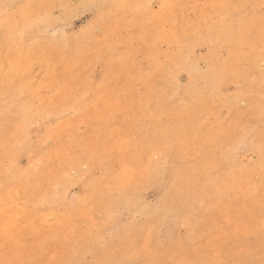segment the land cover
<instances>
[{"label": "rangeland", "instance_id": "rangeland-1", "mask_svg": "<svg viewBox=\"0 0 264 264\" xmlns=\"http://www.w3.org/2000/svg\"><path fill=\"white\" fill-rule=\"evenodd\" d=\"M114 262L264 264V0H0V264Z\"/></svg>", "mask_w": 264, "mask_h": 264}, {"label": "bare ground", "instance_id": "bare-ground-1", "mask_svg": "<svg viewBox=\"0 0 264 264\" xmlns=\"http://www.w3.org/2000/svg\"><path fill=\"white\" fill-rule=\"evenodd\" d=\"M160 161H161V160H160ZM160 161H159V162H160ZM159 162H158V164L161 163V162H160V163H159ZM261 163H262V162H261ZM160 166H161V165H160ZM160 166H159V168H160ZM165 166H167V164H166ZM163 168H164V167H162V169H163ZM252 168H253V167H251L250 169H252ZM174 179H175V178H174ZM176 181H177V180H176ZM178 189H180V188H178ZM258 190H259V189H258ZM173 191H174V190H173ZM177 191H178V190H177ZM175 192H176V191H175ZM246 192H247V191H246ZM173 193H174V192H173ZM177 193H178V192H177ZM247 193H250V192L248 191ZM168 196H169V195H168ZM172 196H173V195H172ZM172 196H171V197H172ZM217 197H219V196H217ZM262 217H263V216H262ZM158 223H159V222H158ZM262 223H263V222H262ZM150 233H151V232H150ZM192 235H193V234H192ZM259 240H260V239H259ZM188 242H189V241H188ZM186 244H187V242H186ZM184 245H185V243H184ZM184 245H183V246H184ZM185 246H186V245H185ZM185 246H184V247H185ZM187 248H188V247H186L185 250H186ZM153 251H154V250H153ZM157 252H158V251H156L155 254H156ZM160 253H161V252H160ZM153 254H154V253H153ZM155 254H154V255H155ZM151 255H152V254H151ZM151 257H152V256H151ZM125 258H126V257H125ZM158 258H159V257H158ZM130 259H131V258H130ZM177 260H178V259H177ZM260 260H261V259H260ZM134 261H135V260H134ZM215 262H216V261H215ZM262 262H263V260H262ZM114 263L117 264V262H114ZM114 263H113V264H114ZM118 264H119V263H118Z\"/></svg>", "mask_w": 264, "mask_h": 264}]
</instances>
